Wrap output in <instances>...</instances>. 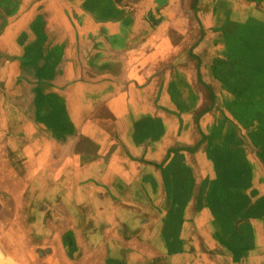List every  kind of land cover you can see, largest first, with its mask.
<instances>
[{
    "label": "crops",
    "instance_id": "0c3cea01",
    "mask_svg": "<svg viewBox=\"0 0 264 264\" xmlns=\"http://www.w3.org/2000/svg\"><path fill=\"white\" fill-rule=\"evenodd\" d=\"M253 18L264 0H0V145L43 183L25 209L65 215L23 225L21 264H264Z\"/></svg>",
    "mask_w": 264,
    "mask_h": 264
},
{
    "label": "rangeland",
    "instance_id": "374dc122",
    "mask_svg": "<svg viewBox=\"0 0 264 264\" xmlns=\"http://www.w3.org/2000/svg\"><path fill=\"white\" fill-rule=\"evenodd\" d=\"M258 18L259 17H256L255 19ZM255 19L253 18L254 21H250V23H254L256 27L255 30H259L262 35V37L257 39L259 46L257 54L260 55L258 58L253 57L252 59L250 55H247L246 59L250 63V69H248L246 73L247 76L250 77L238 80V86L241 90H249L247 91V98L252 100L254 104L264 106V102L260 99V95H264V23ZM245 111L249 110L245 109ZM2 121L5 122L4 119H2ZM3 138L4 135L0 137V140ZM22 157V154H17V150L9 149L4 144L0 145V264H21L20 262L22 260H18L19 256L16 250L19 248L17 244L26 240L22 229L23 225H28L30 222H41L42 225H61L65 220V215L56 214L53 210L40 215L39 210L32 214L27 208L25 209L26 203L31 205L30 201H32V203L36 202L38 203L37 206H40V199L32 198L31 196L35 188H37V190H43L41 189L43 183L38 179L33 180L34 182L25 180V173L28 174L29 170L32 171L36 169V167L31 165L25 166V160ZM16 227H20V232H14ZM198 227H200V233L205 237L208 231L211 232L213 228L210 222L209 225H198ZM17 238L21 240L18 242ZM209 239L213 244L214 239ZM10 243H14L16 247L14 248ZM204 243H206L205 240ZM30 247H28V249H30ZM206 248L209 253H214L215 247L212 245H208ZM239 264L263 263H249L246 261Z\"/></svg>",
    "mask_w": 264,
    "mask_h": 264
}]
</instances>
